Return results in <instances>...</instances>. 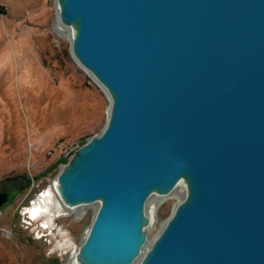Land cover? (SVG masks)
I'll list each match as a JSON object with an SVG mask.
<instances>
[{
	"label": "water",
	"instance_id": "obj_1",
	"mask_svg": "<svg viewBox=\"0 0 264 264\" xmlns=\"http://www.w3.org/2000/svg\"><path fill=\"white\" fill-rule=\"evenodd\" d=\"M56 8L74 60L110 99L47 200L46 216L98 204L76 263L264 264V0ZM181 184L149 239V201ZM9 200L0 192V212Z\"/></svg>",
	"mask_w": 264,
	"mask_h": 264
},
{
	"label": "rangeland",
	"instance_id": "obj_2",
	"mask_svg": "<svg viewBox=\"0 0 264 264\" xmlns=\"http://www.w3.org/2000/svg\"><path fill=\"white\" fill-rule=\"evenodd\" d=\"M56 19V0H0V192L10 194L0 212V264H72L95 213L28 212L46 207L43 194L69 154L100 133L110 107L105 90L74 60L71 38L55 29ZM15 176L31 181L8 180ZM172 194L149 201V239L184 197Z\"/></svg>",
	"mask_w": 264,
	"mask_h": 264
},
{
	"label": "bare ground",
	"instance_id": "obj_3",
	"mask_svg": "<svg viewBox=\"0 0 264 264\" xmlns=\"http://www.w3.org/2000/svg\"><path fill=\"white\" fill-rule=\"evenodd\" d=\"M55 29L59 32V33H61V34H65L66 32H68V36L69 37H71V28L70 27H67V26H65L64 24H62L61 22H60V20H59V16L57 15V19H56V22H55ZM78 64V63H77ZM79 65V64H78ZM80 66V65H79ZM81 67V66H80ZM82 69H84L83 67H81ZM85 70V69H84ZM88 74H90L87 70H85ZM55 186H56V184H55V182H53L52 183V188H51V190H48L47 191V193L45 194V196H44V194H43V197H48V198H50L51 197V195L54 193V191H55ZM182 189V190H181ZM180 191V193L182 194V195H184L185 194V190H184V188H183V184H181V185H179L178 187H177V189H176V191ZM175 192V191H174ZM173 195V194H172ZM170 196V195H169ZM169 196H166V197H159V196H155V198H157V201L158 202H162V201H164L166 198H168ZM176 196L178 197V198H181V195H179V194H176ZM171 197V196H170ZM45 199V198H44ZM43 199V201H45ZM46 203H47V201H46ZM49 203H51L50 201H49ZM98 206V204L96 203V204H92V205H82V206H78V207H75V208H72L71 209V213H77V214H83L85 211H86V209L87 208H89V207H91V208H94V209H96V207ZM48 210H47V206L45 207V206H42V205H34V206H32L29 210H28V212L30 213V216H31V218H37L38 216H40L42 213V215H45V213L47 212ZM46 216V215H45ZM75 252L76 251H74L73 253H72V258H71V262H72V264H77L76 263V257H75ZM136 264V263H135Z\"/></svg>",
	"mask_w": 264,
	"mask_h": 264
},
{
	"label": "flooded vegetation",
	"instance_id": "obj_4",
	"mask_svg": "<svg viewBox=\"0 0 264 264\" xmlns=\"http://www.w3.org/2000/svg\"><path fill=\"white\" fill-rule=\"evenodd\" d=\"M27 179V181H28V184L30 183V181H31V179L30 178H28V177H26V176H22V177H19L18 179H12V180H10V181H18L19 179Z\"/></svg>",
	"mask_w": 264,
	"mask_h": 264
},
{
	"label": "clouds",
	"instance_id": "obj_5",
	"mask_svg": "<svg viewBox=\"0 0 264 264\" xmlns=\"http://www.w3.org/2000/svg\"><path fill=\"white\" fill-rule=\"evenodd\" d=\"M25 211H27V209Z\"/></svg>",
	"mask_w": 264,
	"mask_h": 264
}]
</instances>
